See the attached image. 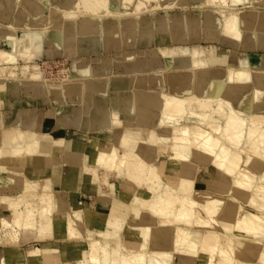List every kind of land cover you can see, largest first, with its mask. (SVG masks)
<instances>
[{"label": "bare ground", "instance_id": "obj_1", "mask_svg": "<svg viewBox=\"0 0 264 264\" xmlns=\"http://www.w3.org/2000/svg\"><path fill=\"white\" fill-rule=\"evenodd\" d=\"M0 1L1 8H11V0ZM25 1L22 0V6L27 17L31 8L40 15L49 7L51 16L43 21L48 20L46 23L49 25L56 22L54 20L61 10L51 0H39L42 4ZM66 1L63 17L75 22L76 34L67 36L62 31L61 22L55 26L57 31L50 33L49 25L36 26L40 23L38 19L33 23L24 20V26L20 28L14 26L16 22L12 18L10 22L0 21V39L5 38L11 44V49L0 48V91L4 96L8 93L17 96L24 83L27 102L39 94L46 96L47 100L53 96H77L83 100L88 90L93 97L98 93L100 96L107 93V88L99 92L103 81L94 77L95 72L85 59L76 60L67 80L53 86L45 82L36 58L42 55L46 37L49 46L45 56H55V51L72 54L75 51L68 44L70 39L78 40V34L92 36L97 31L105 32L102 22L107 17H114L117 28H120V19L128 16L134 18L127 23L132 38L137 35L141 40L154 38L138 21L140 13H130L128 9L131 6L139 9L144 1L123 0L124 10L112 9V0ZM200 3V8L214 10V15L205 19L202 9L198 10V17L193 21L199 29L203 26L204 34H210L208 28L214 27L224 37L240 41L243 29L248 25V21L243 20L246 15L251 18V29H245L250 32L248 38L252 47L264 50V0H201ZM259 8L261 10H257ZM228 11L231 16L227 15ZM5 16L0 13V19ZM1 22L13 24L1 26ZM164 23L173 41L187 42L194 34L193 23L186 14L177 17L167 11ZM138 49L125 58L132 63L126 66V70L130 73L129 78L133 79L123 84L128 91L123 95V107H115L120 112L110 114L106 109L99 108V117L92 121L90 116L93 114L89 116L87 108L84 116L80 112L76 118L77 126L88 127L95 123L97 129H102L101 132L106 135L115 127L126 129L119 140L121 146L110 139L95 137L92 141L87 138L80 140L78 147L90 144L97 152L95 158L89 152L84 156L91 164L86 166L87 171L93 172L95 177L99 170L117 174L127 198L114 200L111 215L126 211L129 219L127 226L121 236L111 238L112 241L110 237L88 239L82 229L80 210L69 211L65 232L67 240L63 244L81 243L85 246L86 255L79 264H172L176 254L192 258L195 264H252V258H255L254 264H264V56L263 62L254 66L250 61L238 60L233 55L235 52L219 59L215 55L206 56L203 50L190 46L163 48L162 51ZM21 59L34 62V70L29 73L24 71L22 76L17 77L14 69ZM112 59L106 57L100 60L106 74L116 72L111 67ZM173 60L177 67H183L182 73L175 74L170 70ZM218 63L224 64V68L211 66ZM7 69L11 71L9 76ZM109 76H105L106 79ZM155 77L161 81L156 89L161 94V108L159 120L153 125L146 120L142 106L148 101L152 103L150 96L154 93L142 95L137 90L144 86L142 83ZM172 81L175 87L167 91V85ZM190 86L192 89L197 87L198 91L186 95ZM241 89H250L251 92L247 91L240 98V107H237L234 100L240 97ZM17 116L9 123L0 111L1 163L21 166L19 162L27 157L50 158L55 148L67 144L65 138L38 137L31 129L36 123L33 121L22 127L20 112ZM191 119L195 122L188 124ZM182 120L187 124L181 123ZM135 126L139 127L136 132L132 128ZM140 130L149 131L141 148ZM159 148L170 149L168 170L153 163ZM1 163L0 181L19 194L15 198L9 195L0 198V245H9L6 250L0 248V264H41V250L26 252L19 246L21 231L35 232L42 239L51 236L53 213L62 210L66 194L63 190L56 191L49 177H36L40 167L33 175L19 168L2 166ZM202 165L216 170L211 174L213 182L204 189L195 187ZM40 178L43 180L40 181ZM108 178L106 173L105 182ZM227 178L233 179L230 188ZM144 185L149 187L146 194L135 193L136 187ZM224 189L228 190L227 198ZM241 201L245 202L243 206ZM113 239H117L118 243L110 248ZM46 252L48 256L53 253L58 261L56 264H60L58 250ZM115 255L119 257L117 260Z\"/></svg>", "mask_w": 264, "mask_h": 264}, {"label": "crops", "instance_id": "obj_2", "mask_svg": "<svg viewBox=\"0 0 264 264\" xmlns=\"http://www.w3.org/2000/svg\"><path fill=\"white\" fill-rule=\"evenodd\" d=\"M53 1L55 2L58 1L61 7H65L67 5L66 0H51V2ZM25 2H33L36 4L40 3L39 0H26ZM200 2L198 4L199 7L201 6ZM42 3L43 2H41L40 4ZM114 3L116 4L114 5ZM117 3H119L118 0H112L111 8L116 10L118 7ZM11 5L15 6V2L13 0L11 1ZM245 11H248V9ZM43 16H44L43 12L42 14L40 13L39 15V12L30 11V15L27 18V21L29 23H33L34 20L38 19L39 22H41L43 21V19H45ZM62 17L61 19H58L60 21L56 20L55 26L57 24H60L61 22L62 31L67 36L71 34H76L77 32H76L75 22L66 17L65 18L64 17L62 18ZM127 17L128 16H125V18L122 17L120 19L119 21L121 22L120 28L119 27L117 28V24H116L117 21L114 17L104 18L102 22L103 24L102 28H103V31L105 32L97 31V33H95L92 36H89L86 34L85 35L78 34L79 36L78 40L70 39V41H68V44L71 46L72 51L73 52L75 51V52L70 54V53L64 52L62 49L60 50V51H63V53L61 52V54L58 53L59 51H55L56 56H63V54H67L69 55L68 57H70L74 63L76 62V60L85 59L92 66V69L95 72V74L100 70L103 72H106L104 71V69H102L103 63L100 61L101 59L106 58V57L110 58V57H113L114 55H119L122 53L123 54L132 53L133 51H135L136 48H138L139 46H142L141 37H138L139 35H137L132 38L131 37L132 32L127 27V23L131 19L134 20V18H131V17L127 18ZM6 18H9V17H6ZM6 18L4 17L3 19H0V21L2 20H8L9 22L12 21L11 18L10 19H6ZM249 18L246 15L243 16V20L248 21L247 23L248 27L246 26L245 27L246 29L247 28L251 29V26H250L251 18L250 19ZM24 20L25 19L15 20V22L22 23ZM123 20H125L126 22L125 21L122 22ZM1 23H4V22H1ZM41 23L42 24L46 23V21H43ZM161 23H162L161 25L165 24L164 19L162 20ZM55 26L53 29H50L51 30L50 33H54L55 31H57V30H54L56 29ZM245 28L243 29V35L240 41L226 38L219 32L214 35L212 34L211 37H209L208 34H204L206 32L205 30L197 29L198 33L196 37L192 35V37L188 39L189 42L187 41V42L176 44L172 41L173 39L170 38L171 41L169 42H171V44L168 43L167 49L177 48L178 46L198 47L199 49L204 51L206 56L215 55L219 59H221L227 53L232 54V52H235L233 53V55H235L238 58V60H242V61L247 60V61H250L254 66H258L259 64L263 62L262 57L264 56V50L254 49L252 47V41L248 38V33L250 32L249 30L246 31ZM164 32L165 34H167L165 36L171 35L168 29H166V31ZM50 33H48V36H50ZM193 39L199 42V46H193L191 44ZM208 40L210 41L208 42ZM203 41L207 42L205 46L202 43ZM9 42L5 38L0 39V48L5 49V50H8V48L11 49V44ZM1 45H3V47ZM48 46H49L48 37H46L44 40L42 51L40 53L42 54L41 55L42 57L43 56L45 57L46 52L48 51ZM24 63H25L24 59H21L18 62V65H17L18 67L14 69L17 75H20L21 68L24 66ZM174 65L176 64L173 60L172 66L170 69L171 71L173 72L178 71V70L183 71V67H177L176 65L174 68L173 67ZM211 66L216 69L224 68V64H221V63L215 64L214 66L211 65ZM6 74H8L9 76L11 74V71L7 70ZM174 83L175 82L172 81L171 83L167 85L168 91L172 90L175 87ZM7 85L8 86L10 85V81L8 82ZM25 86H26V83H24V85L22 86V90L19 92L17 96L14 95L13 93H8L4 96V94H2V92L0 91V103H1L0 111H2L6 115V119L8 120V122L13 121L14 119L16 120L18 117L17 114H19L20 112L21 114L20 125L22 127H25V124H31L34 121V123L36 124L31 129L37 134L38 137H50L51 136L54 139L65 138L67 141V144L64 147L61 146V147L55 148V150L52 151L53 157L50 155L51 156L50 158L49 157H27L26 160H24L23 162H19L21 166L19 165L15 166L14 164L5 165L4 163H1V162L0 163L1 165L3 164L10 168H19L25 171L26 173L33 174V175L34 173H36L35 172L36 169L40 167L38 171L39 173L36 175V177H42V176L44 177V175L46 177H49L51 179L53 188L56 191L63 190L65 192L66 200H65L62 210L60 209V211L59 210L57 212L54 211L53 213V229H52L51 236H48L42 239V238H39L37 233L35 232L21 231L20 238H19V243H20L19 246L22 249H24V251L26 252L33 251L35 249L41 250L43 254L40 257L42 259H40L39 261V263L41 264H56L58 262L57 259L55 258L56 256L55 255L53 256V253L52 254L49 253L50 256H48L46 252L47 250H58L59 251V257H60L59 263L60 264H65L67 262L71 263V262L77 261L78 259H81L82 257H84L86 255V252H85V246L81 243H70L72 245L63 244L67 240L66 239L67 236L65 232H66L67 219L70 214L69 211L71 212V211L80 210V213L83 216L82 217V224H83L82 229L84 232H86V237L88 239H102L103 240V239H106L107 237H110V240L112 241L111 238H117L121 236V234L123 233V231L125 230L127 226L128 217L126 215V211H122L120 214L114 213L111 215L114 200L127 198V194L122 192V186H121L122 183L120 179L118 178L117 174L111 171L106 172L104 170H99L98 176L95 177L93 172L87 171L86 166L91 165V164L89 161H87L85 157H86L87 152H89L91 156L95 158L97 156V152L94 150L93 146L90 144L84 143V144H81L80 148L78 147L79 146L78 143L80 142V140L87 138L88 141H92L95 137L99 139L100 138L110 139L116 145L121 146V144L119 143V140L125 135L126 129L123 127H115L112 129L110 134L106 135L101 132L102 129H97L94 122H93L94 123L93 126L83 127L84 125L77 126V121H76V118H78L79 113L81 112V114H83L84 116L87 108H89V116L93 114V116L92 115L90 116L92 121H95L99 117V114H98L99 108L106 109V111H108V113L110 114L114 112H120V110L116 111L115 107L118 106L119 107L118 109H121L123 107V104H124L122 102L123 95L126 93L125 91H123L122 95L113 96L114 92L112 91L111 88L113 87L115 88L117 86L116 84L112 83V81H107L106 84L100 85L101 89L99 88V92H102L103 88L104 89L107 88V93L105 95L100 96V94L98 93L95 97H93L91 96L92 95L91 92L88 90L83 100H81L77 96H69V97L53 96L50 98V100H47V98H45L46 96L39 94L38 96L35 95L34 100H32L31 102L28 101L29 102L28 103L27 102L28 98L24 91ZM118 87H120L121 89L124 86L122 87V84H121ZM124 88H127V87H124ZM23 102H25L26 104ZM42 102L43 103L45 102V103L43 104ZM234 104H236L237 107H240L238 106V104H240V101L234 100ZM82 128H84V130ZM132 128L136 132L139 127L136 128L135 126ZM105 129L106 128H104V130ZM140 131H141L140 132L141 134L139 138L140 137L141 138L139 139V145L141 148L146 143V139L149 136L148 135L149 131L148 130H140ZM165 154H167V150H163L159 148L158 153L156 154L155 159H154L155 161L153 163L157 165L158 167H161L164 170H168L170 168L171 159H170V156L164 157ZM200 168L197 174L195 187L204 189L208 187V184L210 182H213V177L211 174L215 173L216 170L211 166L202 165L200 166ZM106 173L108 174L109 178L105 182L104 175ZM39 180L42 181L43 178H40ZM232 182H233L232 178H227V184L229 186L228 188H230ZM148 191H149L148 185H144L141 187H136L135 193L143 195L144 193L146 194ZM228 195L229 193L227 192L226 198L228 197ZM118 207L121 208V206H118ZM115 246H116V242L113 241L110 243L109 247L114 248ZM176 256L174 260L175 263L173 264H195L196 263V261L190 257L183 256L181 254H176Z\"/></svg>", "mask_w": 264, "mask_h": 264}, {"label": "rangeland", "instance_id": "obj_3", "mask_svg": "<svg viewBox=\"0 0 264 264\" xmlns=\"http://www.w3.org/2000/svg\"><path fill=\"white\" fill-rule=\"evenodd\" d=\"M3 1H8V0H3ZM15 1H16V6H11V8L10 7L9 8H4V7L1 8L0 7V13H3V15H6V16L8 15L7 17L11 16V17H9L7 19L12 18L13 20H23V19L27 20L28 17L26 16V13H24L26 11V9H24L23 6H22V0H19V1L18 0H15ZM136 1L137 2L138 1H144L145 4L143 6H141V8H139V9H136L134 6L129 7L128 9H129L130 13L131 12L132 13H136V12L137 13H140L139 14V17L137 18L138 21H140L142 23V27L146 31H148V33H152L153 36H154L153 39L141 40V42H143L144 44H142V46H139L138 47L140 49L141 48L142 49L144 48V49H147V50H160V51H162L163 48H167L168 43L171 44V42H169V41H171L170 40V36H165L167 34H165V32H164V31H166L167 28L164 27L163 25H161L162 24L161 22L164 19V16L166 15L167 11H170L171 14H173L174 16H177V17H181L182 15L186 14V16L188 17L189 21H191L192 23H193L194 19L196 17H198L199 11L201 9L203 11L202 16H203L204 19L208 15H212V14L214 15V10L212 8H208L207 9L205 7H203V8H200L199 7L198 4H199V2L201 0H136ZM9 2H10V0H9ZM118 2H119V3H117L118 4V7H117L118 10H124L125 8L123 7V4H122L123 3V0H118ZM57 3H58V1H56V2L53 1L52 2V4L55 5V6H57L61 11H59V13L57 14V18H55L54 21H56L59 18H61L63 16V11H64V8L61 7L59 5V3L57 5ZM115 4L116 3H114V5ZM169 5H170V7H169ZM165 6H167V7H165ZM159 7H161V8H159ZM238 7L239 8H242L243 6H238ZM33 9L34 8H31L29 10H31L32 12L36 10V9L35 10H33ZM257 10H261V9L259 8ZM19 11H20V13H19ZM49 13H50L49 7H46L44 9V11H43V14H44L43 17L48 19L51 16V14L49 15ZM60 14L62 16H60ZM227 15L231 16V12L228 11ZM41 22L38 23L36 26L37 27H42V26L49 25L47 23H43V24H45V25H43ZM54 23H52V25H49V27H50L49 29H53L54 28V26H55ZM2 24L3 25H1V26H10L13 23H11V24H9V23H2ZM14 26L17 27V28H20V27L24 26V24L23 23H20V22H17L16 24H14ZM202 27L203 26L201 25V28ZM192 28L195 29L194 30L195 32H194L193 36L196 37V35L198 33V30L197 29H199V27L197 25H195V23H193L192 24ZM202 30H204V29H202ZM207 31L210 32V34H208L209 37H211L212 34L214 35V34H216L218 32V30L216 28H214V27L213 28L212 27L211 28H208ZM209 41L210 40H208V42ZM173 42L176 43V44L177 43H182L181 41H178V39L176 41L174 40ZM188 42H189V40H188ZM202 43H203V45H205L207 42L206 41H203ZM191 44L193 46H199V42H197L195 39H193V41H192ZM138 48H136L135 51L139 50ZM59 54H61V53L59 52ZM127 55H128V53L127 54H123L122 53V54L114 55L113 57H110V58H114V60L112 59L113 61L111 63V66L116 69V72L113 73L112 75L111 74H106L105 72H103L101 70L98 71L95 74L96 76L94 75V77H97V78L99 77L103 81V82H101L102 83L101 85L106 84L107 81H112V83L116 84L117 87L111 88L113 90V92H114L113 93V96L122 95L123 94L122 93L123 91H128L126 88L124 89V87H123L124 85L123 84L126 83L125 82L126 80H130L131 81L133 79V78H129L130 73L126 70V66H131L132 65V63L129 60H126L125 59V58H127ZM36 59H38V63L37 64L40 65L41 70L43 72V76L45 78L44 81L50 83V85H52V86L55 85V84L61 83L64 80H67L68 79V75L70 74V72L72 71V69H73V67L75 65V63L72 61V59L70 57H66L65 55H63V56H56L55 55V56H51V57L45 56V57H42V58H41V56H38ZM34 64L35 63L32 62V61H30V62L29 61H25L24 66L21 68L20 75H17V77L22 76L24 71H26L28 73L29 72H32L34 70V67H33ZM25 66L27 67V69H26ZM16 67H18V66H16ZM174 73L175 74H179V73H182V71H179L178 70V71H175ZM15 74H17V73H15ZM108 75H110L109 76V79H106V77H108ZM58 79H60V80H58ZM46 80H48V81H46ZM117 81H118V83H117ZM121 84L123 85L122 86L123 88L120 89V87H118V86L121 85ZM142 84L144 86H146V87H144V86L143 87H138V90L137 91L139 92V94L149 95L151 93H154V95H156L155 97H154V95L150 96L152 98V103L148 101V102H145L143 104V106H142L143 107V110H144L143 113L146 116V120L148 122H151L153 125H155L157 123V121L159 120V117H160L161 103H159V101L161 102V94H160L159 91L156 92V89L160 86L161 81H160V79H158V78L155 77L154 80H150L149 79L148 82H144ZM259 85H261V82L259 83ZM152 88H154V90ZM193 88L194 89H192V87H191V89H188L186 91V95H191V94H193V91L194 92L198 91L197 87L194 86ZM259 88H262V87L259 86ZM166 90L168 91L167 88H166ZM241 90L242 91H239L240 92V95H239L240 97H239V99H237L238 101H240V98L243 95H245L246 93H248L247 91H249L250 89L249 90L248 89H241ZM249 92H251V91H249ZM156 98L158 100V103H156V101H157ZM238 106H240V104H238ZM193 122H195V121H193L191 119L190 121H188V124L189 123L191 124ZM181 123L187 124V122L186 121H183V120L181 121ZM169 156H170V149L167 150V154H165L164 157H169ZM5 186H4L3 182L0 181V198H1V196H4V195H9V196L15 198V196H17L19 194L17 191L15 192L14 189H12L10 187L7 188V185H5ZM223 191L224 192H227L228 190L227 189L226 190L224 189ZM241 202H243V201H241ZM244 204H245V202L241 203L240 205L243 206ZM113 240H114V242L118 243V240L117 239H113ZM262 242H264V238H263V241ZM2 247H3V250H6V249H8L9 245H7V244L4 243V244L0 245V248H2ZM84 257H82L81 259H78L77 261H74V262H71V263L70 262H67L65 264H79L84 259ZM114 258H115V260H117L119 257H118V255H115ZM250 262L252 264H254L255 258H252V260ZM173 263H174V261H173Z\"/></svg>", "mask_w": 264, "mask_h": 264}]
</instances>
